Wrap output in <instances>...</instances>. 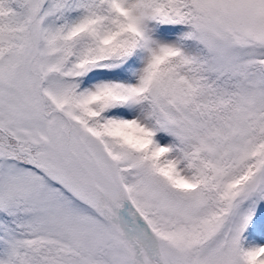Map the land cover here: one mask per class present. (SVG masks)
<instances>
[{
	"label": "snow or ice",
	"instance_id": "1",
	"mask_svg": "<svg viewBox=\"0 0 264 264\" xmlns=\"http://www.w3.org/2000/svg\"><path fill=\"white\" fill-rule=\"evenodd\" d=\"M0 264H264V0H0Z\"/></svg>",
	"mask_w": 264,
	"mask_h": 264
}]
</instances>
